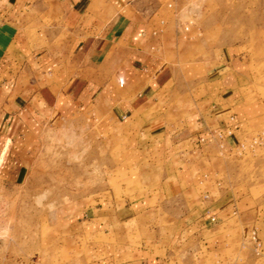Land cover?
<instances>
[{
    "label": "crops",
    "instance_id": "crops-1",
    "mask_svg": "<svg viewBox=\"0 0 264 264\" xmlns=\"http://www.w3.org/2000/svg\"><path fill=\"white\" fill-rule=\"evenodd\" d=\"M168 14L161 0H0V173L33 163L51 126L91 119L111 156L112 178L130 172L128 180H136L148 169L152 179L151 170L160 169L166 179L156 185L159 198L162 189L170 199L183 197L176 198L185 211L177 208L182 215L171 247L185 235L198 237L220 226L238 209L241 232L247 226L251 237L258 229L264 256V219L258 210L245 215L256 209L243 202L247 192L237 186L239 195L228 197L187 159L217 149L219 128L237 146L253 119L264 116V103L251 97L264 87V61L260 72L244 56L234 57L228 68L203 60L166 62L162 34ZM115 201L111 195L91 208L82 200L63 207L65 232L57 237L82 236L88 233L84 224H92L91 231L113 238L115 221L137 217L133 206L110 211ZM158 202L147 195L133 205ZM85 210L89 218H83ZM139 243H124L117 252L108 241L96 244L91 264H170V246L163 252L158 242L152 248Z\"/></svg>",
    "mask_w": 264,
    "mask_h": 264
},
{
    "label": "rangeland",
    "instance_id": "rangeland-1",
    "mask_svg": "<svg viewBox=\"0 0 264 264\" xmlns=\"http://www.w3.org/2000/svg\"><path fill=\"white\" fill-rule=\"evenodd\" d=\"M161 1L169 10L162 34L166 62L203 60L228 68L233 66L234 57L244 56L251 59L254 70L263 69L264 0ZM251 97L260 98L263 104L264 87L258 86ZM253 120L237 146L229 145L219 128L215 131L217 149L187 159L195 160L209 181L218 184L228 197H237L236 187L240 186L248 194L243 202L256 206L245 215L258 210L264 219V116ZM96 127L91 119L51 126L33 163L17 173H0V264H91L97 257L96 244L107 241L115 245V252L129 242L142 241L147 248L158 242L163 252L170 246V264L264 263V256L257 255L250 243L249 227L241 232L244 224L238 209L223 217L220 226L211 225L198 237L185 235L171 247L177 218L185 211L176 203L182 196L170 199L162 189L159 198L160 187L156 185L166 179V172L161 174L160 169L151 170L155 175L152 179L147 177L148 169L136 180H128L133 177L130 172L115 173L112 178L107 172L111 156ZM151 187L155 189L149 190ZM111 195L118 204L110 211L128 212L130 206L137 207L131 209L136 218L115 221L113 238L91 231L92 224H84L88 233L82 236L63 233L57 237L60 231L65 232L63 207L82 200L87 209L96 199ZM147 195L160 202L141 208L133 205ZM180 206L181 212L177 210ZM90 212L85 210L83 218H89ZM124 231H129L128 235Z\"/></svg>",
    "mask_w": 264,
    "mask_h": 264
},
{
    "label": "built area",
    "instance_id": "built-area-1",
    "mask_svg": "<svg viewBox=\"0 0 264 264\" xmlns=\"http://www.w3.org/2000/svg\"><path fill=\"white\" fill-rule=\"evenodd\" d=\"M172 5H173L172 3H169L170 7ZM223 136H224V134H223ZM211 220L212 221H216V216H212ZM250 242L252 243L253 248H254L255 252L257 253V255H262L263 256V254H262L263 242H262L261 238L258 235V229L257 228L253 229L252 235L250 237Z\"/></svg>",
    "mask_w": 264,
    "mask_h": 264
}]
</instances>
